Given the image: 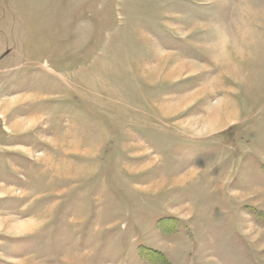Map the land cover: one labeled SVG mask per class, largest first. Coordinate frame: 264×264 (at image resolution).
Segmentation results:
<instances>
[{"label": "rangeland", "instance_id": "1", "mask_svg": "<svg viewBox=\"0 0 264 264\" xmlns=\"http://www.w3.org/2000/svg\"><path fill=\"white\" fill-rule=\"evenodd\" d=\"M0 264H264V0H0Z\"/></svg>", "mask_w": 264, "mask_h": 264}, {"label": "crops", "instance_id": "2", "mask_svg": "<svg viewBox=\"0 0 264 264\" xmlns=\"http://www.w3.org/2000/svg\"><path fill=\"white\" fill-rule=\"evenodd\" d=\"M240 87V86H239ZM240 91H241V87L240 88H238ZM223 104H228L229 106H228V108L227 109H236L237 108V106H236V103H232V105H230L231 104V101L229 102L228 100L225 102V103H223ZM238 110H239V107H238ZM227 114H229L228 113V111L226 112ZM231 113H232V110H231ZM224 158H225V156H224ZM234 203L236 204L237 203V201L236 200H234Z\"/></svg>", "mask_w": 264, "mask_h": 264}]
</instances>
